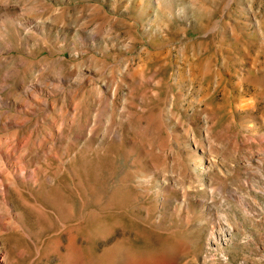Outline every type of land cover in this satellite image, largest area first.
I'll return each instance as SVG.
<instances>
[{"label": "rangeland", "instance_id": "rangeland-1", "mask_svg": "<svg viewBox=\"0 0 264 264\" xmlns=\"http://www.w3.org/2000/svg\"><path fill=\"white\" fill-rule=\"evenodd\" d=\"M0 23V94L63 85L0 129L50 132L0 191V264H264V0H0Z\"/></svg>", "mask_w": 264, "mask_h": 264}, {"label": "bare ground", "instance_id": "bare-ground-1", "mask_svg": "<svg viewBox=\"0 0 264 264\" xmlns=\"http://www.w3.org/2000/svg\"><path fill=\"white\" fill-rule=\"evenodd\" d=\"M14 21H16V23L22 24L17 18H14ZM3 22L5 23V21ZM24 23H26V25L23 27H26V28L32 25L31 24L32 22H30V20H27L26 22L24 21ZM1 25L2 24L0 23V40L5 35L4 32H2L1 30ZM26 70H29V67H27ZM48 78H49V75L46 74V75H37L35 76V78L28 80L23 75V77H18L16 79V82H15L16 89L15 90L7 93L6 95L0 94V108L1 107L8 108L7 110L0 111V129L3 130L9 126L12 127L13 125L20 127L23 123L30 121L31 118L29 116L34 114L36 111H42L41 113L42 117L40 118L39 116V121L42 120L43 122H45V120L49 118L50 113L48 112V110L50 109L49 107L51 106V101L48 98V96L51 93H57V91L63 90V85L61 84L62 79H60V77L58 76L51 77L49 79ZM50 79H52L53 82L49 81ZM4 83H6V79ZM4 85L0 81V90L1 88H4ZM51 86H53L52 87L53 89L50 88ZM18 133H19V130L16 129L13 132L14 137H12L11 139L10 138L9 139L0 138V178H2L0 179V191L3 194L7 193L5 189H7L8 185L14 184L16 179L18 178L25 179L27 172H28L27 170L28 168L26 169L25 167H23L24 165H22V163L25 162V155L29 154L31 149L35 147H42L47 142L48 137H50L49 136L50 132H48V130H45V133L40 137V139L38 138L37 140H31V138H28V137L26 139L23 138L22 140L19 138L20 136L18 137ZM10 134H11V131H10ZM11 144L13 148L16 150V152H19V157L17 158H20V160L17 161V163H15L12 160L13 153L9 149ZM17 150H20V151H17ZM29 172H31V174L35 176L34 170L29 171ZM6 201L7 200H5V203ZM1 225L7 229L16 228L17 224L14 220V214L11 213V215H9V220L4 221L2 224H0V226ZM78 230L81 231L80 226L78 227ZM4 231H7V230H4ZM139 264H144V262L139 263Z\"/></svg>", "mask_w": 264, "mask_h": 264}]
</instances>
